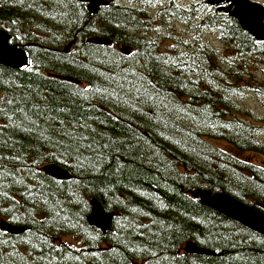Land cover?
<instances>
[{
	"label": "trees",
	"instance_id": "trees-1",
	"mask_svg": "<svg viewBox=\"0 0 264 264\" xmlns=\"http://www.w3.org/2000/svg\"><path fill=\"white\" fill-rule=\"evenodd\" d=\"M124 4L92 21L78 0H0V29L31 58L0 64V224L26 227H0V264H264V235L191 194L264 211V167L242 157L261 132L244 121L245 89L264 103L242 71L263 61L264 42L225 11L203 19L185 6L198 33L168 42ZM48 163L72 177L48 175ZM92 198L116 212L105 233L88 222ZM188 241L214 253L186 252Z\"/></svg>",
	"mask_w": 264,
	"mask_h": 264
},
{
	"label": "water",
	"instance_id": "water-1",
	"mask_svg": "<svg viewBox=\"0 0 264 264\" xmlns=\"http://www.w3.org/2000/svg\"><path fill=\"white\" fill-rule=\"evenodd\" d=\"M80 1H90L93 3L92 5H99L107 4L109 0ZM208 2L218 7L230 2L229 6H221L220 8L237 19L241 27L256 39L264 41V5L262 3L253 0H208ZM88 41L107 45L112 43L111 38L100 35L90 37ZM71 47L72 43L68 44L66 51H70ZM121 51L128 54L131 52V47L125 45L122 47ZM0 64L17 69L27 68L31 64V58L26 49L12 43L11 36L5 29H0ZM60 78L78 83L81 82L79 79L68 75H60ZM43 171L59 179H70L72 177L67 169L55 163L44 165ZM191 194L199 198L204 205L264 235V211L261 209L245 204L235 197L223 192H213L208 189L197 188L192 190ZM91 205V213L88 216L89 224L101 229L104 233L111 230L116 212L107 211L96 198L91 199ZM0 227L12 234H19L26 229L25 226H17L7 221L2 222ZM184 250L194 254L214 253L213 250L202 247L193 241L186 242Z\"/></svg>",
	"mask_w": 264,
	"mask_h": 264
},
{
	"label": "flooded vegetation",
	"instance_id": "flooded-vegetation-1",
	"mask_svg": "<svg viewBox=\"0 0 264 264\" xmlns=\"http://www.w3.org/2000/svg\"><path fill=\"white\" fill-rule=\"evenodd\" d=\"M78 1L81 7L84 9L85 15H88L92 21L103 19V16L105 14H114V12H116L114 8L117 6H120L121 3H125L126 6L130 8L132 11L135 9H138V7L143 5L141 9H139L140 11L143 12V18L145 19L149 18L150 20L156 19L157 15H159L161 12H164L162 15H160L165 21V24L162 25V28L164 29L163 32H165L167 28L171 33H179L177 32L176 28H177V23L181 21L180 12L183 7L182 3L179 0H115V2L117 1V3H114V4L111 3L114 0L112 1L109 0V3L99 4V5H92L93 3L90 1H80V0ZM253 1H258V0H253ZM258 2L264 5L263 2L261 1H258ZM199 5H200L199 17L204 19V18L212 17L217 12L225 11L224 9H221L220 7L229 6L230 2L218 7V6L210 4L208 0H201ZM144 6H146V9H144ZM178 8L180 9V12L178 14H175L172 12V10H177ZM136 15L138 14H133L131 17H134ZM103 26H105V24H103ZM201 33H204V32H201ZM263 59H264V56H263ZM245 81H248V80L245 79ZM254 81L256 80L254 79ZM250 83L254 86L256 85V84H253L252 82ZM248 91L252 95L255 94V90L251 89V87L245 89L244 91L245 101L243 104L245 109L246 108L250 109L249 105L246 102V94L248 93ZM250 111L251 113H254L252 109H250ZM244 118H245L244 120L245 123L248 122L252 126L258 127L261 129V132L255 136L256 137L255 145L257 147V149L255 150H258L259 152L264 153L263 152L264 151V140H262V137H264V116H262L261 118L260 117L252 118L251 116L244 115ZM258 165L264 167V160L262 163Z\"/></svg>",
	"mask_w": 264,
	"mask_h": 264
},
{
	"label": "rangeland",
	"instance_id": "rangeland-1",
	"mask_svg": "<svg viewBox=\"0 0 264 264\" xmlns=\"http://www.w3.org/2000/svg\"><path fill=\"white\" fill-rule=\"evenodd\" d=\"M179 1L182 3V6H185L187 9L192 8L195 12L198 13V15H200V12H199L200 5H199V3L201 2V0H179ZM258 1H261V2L264 3V0H258ZM108 3H109V1H108ZM111 3H117V1L115 2V0H114ZM121 4H124V3H121ZM142 6L143 5L138 7V9H141ZM144 9H146V6H144ZM172 12L175 13V14H178L180 12V9L178 8L177 10H172ZM163 13L164 12H161L159 15H157L156 19H152L151 20L152 23H150V25L152 24L153 26H155L157 28L162 27V25L165 24V21L163 20V18L160 15H162ZM134 19L136 20V18H134ZM156 20H160V22L155 24ZM189 20H190L189 19V14L186 11L185 15H184V19L181 18V21L177 23L176 30H177V32H179L177 34L198 33V31H195V32H191L190 31ZM193 21H195V20L193 19ZM151 30L154 31L155 33H158L157 29L155 30L154 28H151ZM129 32L130 33H134L133 31H129ZM159 32L161 33V30H159ZM204 33H208L205 36L208 38L209 42L212 45H217V46L221 47L222 49L226 48L225 43H223V41H221V39L217 35V33H220L219 30H217L216 28H210V29H206V32H204ZM172 34L173 33H166L165 34V37L168 38L167 40H169L168 42H170V38L172 37ZM93 36H95V35H92L90 37H93ZM97 36H99V35H97ZM123 46L120 43H118V45H117V47L120 48V49H122ZM128 54H131V52L128 53ZM242 76H244V78L248 80L246 82H250L249 81V79H250L253 84H256L255 87L260 85V84L264 85V59L259 64H253V65L252 64H248L247 67L242 71ZM254 79L256 81H254ZM246 102L249 105L250 109H252L254 111V113H246L248 116L252 115L254 118H256V117H260L261 118L262 116H264V103H260V102L256 101V98L254 97V95L249 93V91L246 94ZM262 140H264V137H262ZM216 142L221 147L225 148L228 151H231V152H235L236 151V148L230 142H228L227 140L216 141ZM242 157L244 159L251 160V161H253L256 164H260L264 160V153L259 152L258 150H245L242 153ZM66 240L69 243H71V244H78V241L76 239L72 238V237H68V238H66Z\"/></svg>",
	"mask_w": 264,
	"mask_h": 264
}]
</instances>
